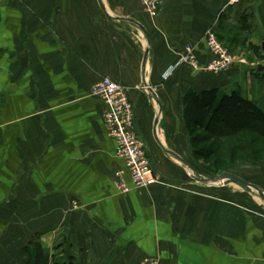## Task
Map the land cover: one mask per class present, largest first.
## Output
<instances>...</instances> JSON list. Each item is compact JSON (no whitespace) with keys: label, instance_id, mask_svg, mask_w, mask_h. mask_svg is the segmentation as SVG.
Here are the masks:
<instances>
[{"label":"crops","instance_id":"crops-1","mask_svg":"<svg viewBox=\"0 0 264 264\" xmlns=\"http://www.w3.org/2000/svg\"><path fill=\"white\" fill-rule=\"evenodd\" d=\"M103 3L124 19L98 0L2 2L0 264H25L36 240L65 264L72 255L75 264H264V200L192 180L153 132L160 116V141L191 162L184 93L220 87L240 65L218 75L182 65L168 78L166 69L187 45L207 62L208 30L225 44L241 36L262 45L264 0H166L154 18L141 0ZM125 19L143 24L150 45ZM104 76L128 88L161 182L116 188L117 171L130 177L107 134L106 105L91 94Z\"/></svg>","mask_w":264,"mask_h":264},{"label":"trees","instance_id":"trees-1","mask_svg":"<svg viewBox=\"0 0 264 264\" xmlns=\"http://www.w3.org/2000/svg\"><path fill=\"white\" fill-rule=\"evenodd\" d=\"M236 29L242 31L243 27ZM218 38L222 41L221 36ZM245 42H247L246 38L239 36L231 44L241 45ZM259 48L264 58L261 44ZM253 74L255 80L264 79V73L258 70H253ZM182 102L183 118L191 154L194 157L206 159L209 152L195 146V143L200 142L201 136L192 137V127L216 139L232 138L231 142L220 145L218 150L220 156L218 159L223 163V168L217 170L212 168L211 164L204 167L213 178L227 170L241 175L234 171V168L240 164H264V103L262 101L245 95L239 85L230 93H225L217 87L202 90L190 87L184 93ZM245 132L256 136L253 139L249 138L244 135ZM191 166L194 168L193 165ZM55 248L58 249V246ZM25 252L28 254L25 264H65L62 259L57 258L56 252L51 256L47 254L38 240L30 241L25 246ZM75 259L76 257L72 255L69 264H75Z\"/></svg>","mask_w":264,"mask_h":264},{"label":"built area","instance_id":"built-area-1","mask_svg":"<svg viewBox=\"0 0 264 264\" xmlns=\"http://www.w3.org/2000/svg\"><path fill=\"white\" fill-rule=\"evenodd\" d=\"M164 1L166 0H141L144 10L153 18L159 14ZM2 2L3 0H0V16ZM206 46L210 54L207 62L203 63L195 48L187 45L179 54L178 60L166 69L164 77L168 78L182 65L216 75L232 69L235 63L234 57L224 43L219 40L214 30H208ZM91 94L101 98L106 105L104 119L107 134L115 139L117 153L124 159L129 173L131 184L124 171H117L116 188L122 193H128L133 189L147 188L161 182L160 174L139 135L135 108L130 99L128 88L111 77L104 76L92 86Z\"/></svg>","mask_w":264,"mask_h":264},{"label":"rangeland","instance_id":"rangeland-1","mask_svg":"<svg viewBox=\"0 0 264 264\" xmlns=\"http://www.w3.org/2000/svg\"><path fill=\"white\" fill-rule=\"evenodd\" d=\"M224 45L228 48V50L233 55L235 63L237 62V66L240 65L239 69L241 70H238L237 67L235 68V70H231V73L226 75L224 79V84L220 87L218 86L217 88L221 89L225 93H230L233 89H235L237 86L240 85L245 95H248L249 97L257 98L264 103V79L255 80V77L253 74V70H257V67L259 64H264V58L260 54L259 40H257L255 43L245 42L244 44H241V45L224 43ZM198 71L205 72L203 70H198ZM206 73H209V72H206ZM197 87H200V86L197 85ZM197 89L202 90L201 88H197ZM192 130H193L192 137L201 136L200 142L195 143V146L197 148H203V150H207L209 153L206 159L203 157H200V158L194 157L193 154H191L192 151H191L189 140H188L189 138L187 136L186 140L188 141L189 149L191 152L190 153L191 154L190 164L193 165L195 170L198 171L201 176L213 177L209 172H207V170L204 167L209 166L211 164L212 168L214 169L219 170L223 168V163L219 162V159H218L220 157L218 150H219L220 145L226 144V142L227 143L231 142L232 138H217L216 139V137H211L210 135H206L202 131L195 130V127H192ZM244 135L252 139L256 136L255 134L252 135L251 133H248V132H245ZM140 137L142 138L141 135ZM142 139L144 142L145 141L144 138ZM144 145H145V149L147 150L145 142H144ZM258 145H261V144H258ZM261 168H264V164H260V165L259 164L258 165L240 164L234 168V171L240 173L245 178H247L248 181L252 183H256V182L264 183L263 177L259 176V178L255 179L256 174L260 175L263 173V171L259 170ZM192 180L194 179L192 178ZM214 186H222V188L227 189L228 190L227 192L231 194H237V193L239 194L243 193L245 195L249 194V191H246L245 189H243L242 187H240L238 184L234 182H226L224 184H215Z\"/></svg>","mask_w":264,"mask_h":264},{"label":"water","instance_id":"water-1","mask_svg":"<svg viewBox=\"0 0 264 264\" xmlns=\"http://www.w3.org/2000/svg\"><path fill=\"white\" fill-rule=\"evenodd\" d=\"M98 1H99V5L103 9V11L110 18H113V16H110L108 11L106 10V7L103 3V0H98ZM113 19H124V18L114 17ZM125 20H127V19H125ZM127 21H132L137 26H139L141 31H143V33L147 37L148 44L150 45L149 34L146 31V28L143 26V24H141L140 22H137L135 20H127ZM262 50L264 52V41L262 42ZM150 52H151V48H150V46H148V48L145 50V56H144L143 65H142L143 74H145V69L147 66V61H148V57H149ZM257 70L259 72L264 73V64H259L257 67ZM145 87L148 89L151 97L153 99H155L160 106V100H159V97H158L157 93L155 92V90L152 87L148 86V84H145ZM160 112H161V108H160ZM159 122H160V116H157L155 119V122H154V127H153V132H154V136H155L156 141L162 147L163 150H165L169 154H172V156H174L180 162H182L185 166H187L186 168H188L190 170L191 176L194 180L201 182V183H204V184H224L226 182H234V183L238 184L240 187H242L243 189H245L246 191L254 192V193L258 194L264 200V188L260 187L256 183H252V182L248 181L247 179H245L244 177H242L241 175H239L237 173H234V172L227 170V171H224V172L218 174L217 176H214V178L201 176L199 173L196 172V170L194 168H192L191 164L189 162H187L186 159H184L182 156H180L176 152L167 148L162 143V141H160L161 139L159 137V132H158Z\"/></svg>","mask_w":264,"mask_h":264}]
</instances>
